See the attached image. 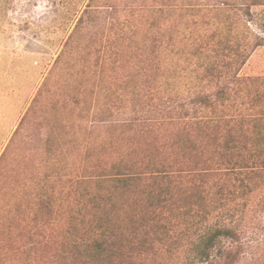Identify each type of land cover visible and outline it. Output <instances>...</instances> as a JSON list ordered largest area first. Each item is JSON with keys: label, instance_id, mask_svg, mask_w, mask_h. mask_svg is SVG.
<instances>
[{"label": "rangeland", "instance_id": "374dc122", "mask_svg": "<svg viewBox=\"0 0 264 264\" xmlns=\"http://www.w3.org/2000/svg\"><path fill=\"white\" fill-rule=\"evenodd\" d=\"M255 3L264 0H0V264H86L75 249L95 241L120 248L112 264H186V243L167 252L177 233L154 231L147 216L131 224L93 211L84 189L114 147L137 143L134 131L112 128L135 117L134 90L119 88L128 75L143 82L149 63L141 97L162 108L179 96L174 87L186 103L195 88L214 87L207 67L234 61L239 45L251 54L241 74L264 75V47L253 51L264 20L241 11L256 19L264 4ZM87 5V26L73 34ZM104 66L112 106L100 115ZM263 197L253 196L241 245L225 243L232 264H264Z\"/></svg>", "mask_w": 264, "mask_h": 264}, {"label": "trees", "instance_id": "16d2710c", "mask_svg": "<svg viewBox=\"0 0 264 264\" xmlns=\"http://www.w3.org/2000/svg\"><path fill=\"white\" fill-rule=\"evenodd\" d=\"M91 8L87 5L73 34L87 26L85 17L91 16ZM241 11L251 21L264 20V13L254 19L249 8ZM261 26L264 34V24ZM117 38L128 36L122 33ZM259 47H264V35L257 36L253 51ZM108 49L111 55L112 46ZM232 56L234 61L207 67L211 81H217L214 87L195 88L188 103L174 87L179 96L165 108L160 106L161 100L152 104L153 98L141 97L143 85L151 84L149 63L141 68L143 82L135 84L134 76L128 75L119 88L134 90L128 94L133 96L135 117L112 128L129 135L134 131L137 143L114 147L113 155L105 161L108 165L92 171L84 189L93 211L115 218L126 214L131 224L138 215L147 216L154 231L177 233L167 252L186 243V264H232L236 255L225 243L241 245L253 196L264 190V75L241 74L251 58L241 45ZM102 73L101 81L107 80L109 86L99 87L96 100L101 96L106 99L99 110L105 115L111 113L112 103L107 105L113 78L106 76L105 66ZM187 105L195 109L185 120ZM98 147L106 151L104 145ZM106 226L116 224L107 220ZM90 244L86 253L75 249L86 264H102L100 259H109L104 264H112V258L123 257L119 247H105L97 241Z\"/></svg>", "mask_w": 264, "mask_h": 264}]
</instances>
